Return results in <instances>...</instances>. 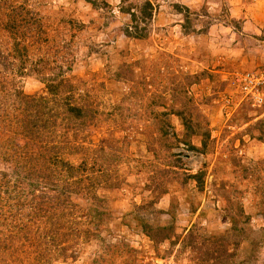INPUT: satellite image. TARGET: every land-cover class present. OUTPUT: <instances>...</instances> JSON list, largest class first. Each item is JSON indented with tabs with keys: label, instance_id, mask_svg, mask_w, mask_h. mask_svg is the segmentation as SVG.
Here are the masks:
<instances>
[{
	"label": "rangeland",
	"instance_id": "rangeland-1",
	"mask_svg": "<svg viewBox=\"0 0 264 264\" xmlns=\"http://www.w3.org/2000/svg\"><path fill=\"white\" fill-rule=\"evenodd\" d=\"M263 68L264 0H0V264H264Z\"/></svg>",
	"mask_w": 264,
	"mask_h": 264
},
{
	"label": "built area",
	"instance_id": "built-area-1",
	"mask_svg": "<svg viewBox=\"0 0 264 264\" xmlns=\"http://www.w3.org/2000/svg\"><path fill=\"white\" fill-rule=\"evenodd\" d=\"M239 78L241 89L245 92H252L254 88L264 84V68L253 73H243Z\"/></svg>",
	"mask_w": 264,
	"mask_h": 264
},
{
	"label": "trees",
	"instance_id": "trees-1",
	"mask_svg": "<svg viewBox=\"0 0 264 264\" xmlns=\"http://www.w3.org/2000/svg\"><path fill=\"white\" fill-rule=\"evenodd\" d=\"M142 12H143V14L145 15V16H150L151 14V12L150 11H148L147 9H146V5H144L143 7H142ZM133 15V14H132ZM126 35H129V36H132V37H138V35L137 34H135V35H133L131 32H129L128 30H126ZM139 38V37H138ZM77 111V109L76 108H72V107H69L68 108V111L69 112H73L74 113V111ZM39 115V114H38ZM41 122H40V127H42L43 128V131H44V133H55L56 134V132H55V130L53 129V128H51V127H54L55 126V124L56 123H52L51 125L48 123V120L47 119H45L43 116L41 117V120H40ZM42 136V135H41ZM42 141L45 143L46 142V140H45V138H42ZM192 177H197L196 176V174H192Z\"/></svg>",
	"mask_w": 264,
	"mask_h": 264
}]
</instances>
